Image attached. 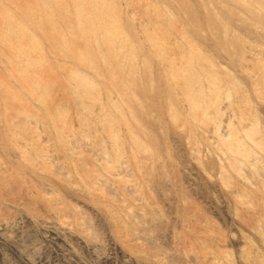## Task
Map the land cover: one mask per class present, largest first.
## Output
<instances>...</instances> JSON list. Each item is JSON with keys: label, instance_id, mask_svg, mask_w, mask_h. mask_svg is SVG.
I'll return each instance as SVG.
<instances>
[{"label": "rangeland", "instance_id": "rangeland-1", "mask_svg": "<svg viewBox=\"0 0 264 264\" xmlns=\"http://www.w3.org/2000/svg\"><path fill=\"white\" fill-rule=\"evenodd\" d=\"M0 264H264V0H0Z\"/></svg>", "mask_w": 264, "mask_h": 264}, {"label": "bare ground", "instance_id": "bare-ground-1", "mask_svg": "<svg viewBox=\"0 0 264 264\" xmlns=\"http://www.w3.org/2000/svg\"><path fill=\"white\" fill-rule=\"evenodd\" d=\"M91 17V16H90ZM92 18V17H91ZM111 26V25H110Z\"/></svg>", "mask_w": 264, "mask_h": 264}]
</instances>
